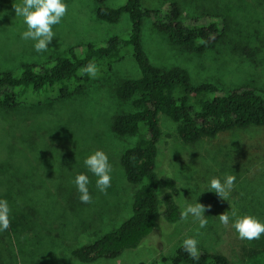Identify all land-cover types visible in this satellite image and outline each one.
I'll return each mask as SVG.
<instances>
[{"label": "rangeland", "instance_id": "1", "mask_svg": "<svg viewBox=\"0 0 264 264\" xmlns=\"http://www.w3.org/2000/svg\"><path fill=\"white\" fill-rule=\"evenodd\" d=\"M167 1L142 0V4L163 14ZM176 1L184 23L216 21L222 35L203 52H190L173 45L153 20L145 19L141 43L150 62L163 69L184 68L192 86L215 85L218 91L207 93L206 99L244 84L264 89V0ZM64 2L68 13L53 27L56 37L49 50L37 52L34 41L21 39L27 26L15 17L13 4L22 0H0V72L18 73L23 63L48 62L71 48L80 54L88 43L104 44L130 30L126 13L109 23L97 18L95 0ZM124 2L105 0L103 4L118 7ZM121 52L120 60L98 69L84 89L67 98L42 94L24 98L15 108H0V185L16 192L10 205L11 226L0 232V264H163L159 253L172 255L188 237L197 239L199 248L227 256L231 264L263 260L264 235L241 240L232 219L225 227L217 216L234 208L238 215L251 214L264 222V126L228 129L184 143L176 123L163 113L159 114L162 134L156 171L175 180L180 211L195 202L210 206L204 213L207 226L200 228L191 215L175 224L160 216L150 236L117 257L81 262L70 254L72 248L94 241L127 219L138 188L126 181L120 156L143 129L118 135L112 128L116 115L133 110L131 100L117 98L116 87L139 76L131 47ZM95 150L105 152L112 166L107 194L97 189V177L84 164ZM81 173L89 177L91 203L79 199L74 179ZM228 174L235 175L236 181L228 200H223L209 191V182L212 177L223 181ZM21 213L32 217L28 222L33 230L30 225L18 226Z\"/></svg>", "mask_w": 264, "mask_h": 264}, {"label": "trees", "instance_id": "2", "mask_svg": "<svg viewBox=\"0 0 264 264\" xmlns=\"http://www.w3.org/2000/svg\"><path fill=\"white\" fill-rule=\"evenodd\" d=\"M95 1L98 4L95 14L100 20L115 23L123 13L128 15L130 30L127 35L111 36L104 44L88 43L80 54L71 48L48 62L23 63L18 73L0 72V108L11 109L23 103L24 98L42 94L55 93L57 98H67L90 83L92 76L83 73L89 62L103 69L122 58L124 47L132 49L139 76L123 80L116 87L115 94L120 100H131L133 110L116 115L112 128L118 135H134L143 129L134 145L120 156L126 181L138 185V188L127 219L94 241L70 250V254L81 262L114 258L138 247L154 232L160 216L172 224L181 220L176 202L179 189L175 180L156 171L157 144L162 134L160 113L176 123L177 135L184 143L212 138L228 129L264 126V89L244 84L206 99L207 93L218 91L215 85L201 83L192 86L184 68L156 66L142 47L141 32L145 19L153 20L155 28L166 34L173 45L196 53L203 52L222 35L218 22L184 23L176 0H166L163 14L159 8L144 6L142 0H125L118 7L105 6V0ZM3 189L0 185V195L10 207L15 191ZM161 189L164 190L162 193ZM28 217L32 218L21 213L22 224L18 226H29ZM30 230H33L32 226ZM182 244L170 256L159 253V261L163 264H231L227 256L205 248H199V260L193 261ZM256 264H264V259Z\"/></svg>", "mask_w": 264, "mask_h": 264}, {"label": "clouds", "instance_id": "3", "mask_svg": "<svg viewBox=\"0 0 264 264\" xmlns=\"http://www.w3.org/2000/svg\"><path fill=\"white\" fill-rule=\"evenodd\" d=\"M15 17H20L27 26V30L21 33V39L34 41V49L37 52H46L53 38L56 37L53 27L59 25L68 13V5L64 0H22L21 4H13ZM84 74L96 77L98 73L97 65L89 62L83 69ZM84 164L88 171L97 177V189L107 194V189L111 186L112 166L109 163L108 156L102 150H95L89 154ZM236 176L228 174L223 181L220 178L212 177L209 182V191L214 192L219 198L228 200L230 192L235 186ZM90 183L86 174H78L75 176L74 184L79 192V199L83 203H91L92 197L88 190ZM201 203L187 204L180 213L181 220H187L189 215L195 218L200 228H204L208 224L207 216L204 215L206 208ZM10 207L6 199H0V232L7 231L11 226ZM218 219L221 225L227 227L232 219V227L241 240H258L264 235V222H261L256 216L251 214H237L236 209L232 208L219 214ZM199 231V230H197ZM198 240L188 237L183 240L184 251L192 258L198 261L200 257V249Z\"/></svg>", "mask_w": 264, "mask_h": 264}]
</instances>
